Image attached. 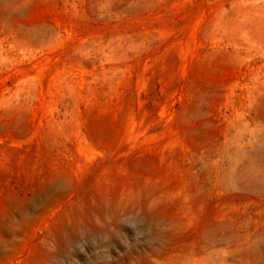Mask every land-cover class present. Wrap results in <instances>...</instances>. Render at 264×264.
Segmentation results:
<instances>
[{
	"label": "rangeland",
	"instance_id": "374dc122",
	"mask_svg": "<svg viewBox=\"0 0 264 264\" xmlns=\"http://www.w3.org/2000/svg\"><path fill=\"white\" fill-rule=\"evenodd\" d=\"M0 264H264V0H0Z\"/></svg>",
	"mask_w": 264,
	"mask_h": 264
}]
</instances>
